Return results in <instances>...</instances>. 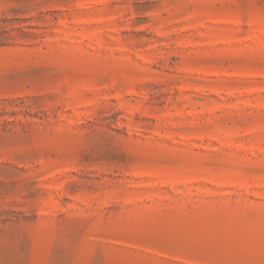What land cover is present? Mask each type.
Masks as SVG:
<instances>
[{"label": "rangeland", "instance_id": "1", "mask_svg": "<svg viewBox=\"0 0 264 264\" xmlns=\"http://www.w3.org/2000/svg\"><path fill=\"white\" fill-rule=\"evenodd\" d=\"M0 264H264V0H0Z\"/></svg>", "mask_w": 264, "mask_h": 264}]
</instances>
